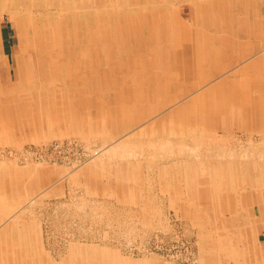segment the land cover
Here are the masks:
<instances>
[{
  "label": "rangeland",
  "instance_id": "rangeland-1",
  "mask_svg": "<svg viewBox=\"0 0 264 264\" xmlns=\"http://www.w3.org/2000/svg\"><path fill=\"white\" fill-rule=\"evenodd\" d=\"M135 16L155 27L167 46L181 28L189 37L207 36L215 48L224 47L222 37H229L233 44L221 52L223 64L237 55L231 50L239 40L245 49L252 47L250 52L264 46V0H0V85L17 82L18 94L32 96L23 107L42 110L35 119L17 118L19 103L0 96V262L12 255L11 264H108L92 252L116 249L128 264H235L220 245H205L203 237L233 239V249L246 258L233 234L244 225L237 212L242 204L237 197L244 192L245 208L259 225L257 246L264 264V189L260 193L243 177L221 193L231 207L221 215L212 200L204 207L196 197L189 207L195 185L186 179L198 173L195 167L186 170L192 161L243 162L258 150L255 157L263 158L264 119L257 113L247 122L241 120L245 114L233 113L205 123L207 132L176 134L172 123L178 113L172 111L199 88H191L196 76L187 78L179 67L191 64V52L165 67L151 52L136 53L146 49L150 34L143 21L131 30L137 34L133 52H107L113 20L123 24ZM244 20L246 28L256 25L258 32L239 34L238 23L245 25ZM90 21L96 24L92 31ZM52 62L59 67H50ZM213 67L202 68L211 78L196 80L201 87L208 84L205 89L236 68ZM166 75L179 82L163 93L162 84H171L164 82ZM135 86H145L147 101L136 103L125 95ZM67 104L73 112L66 120L54 114L45 118V109L64 110ZM9 123L14 125L6 129ZM203 185L218 196L212 182Z\"/></svg>",
  "mask_w": 264,
  "mask_h": 264
},
{
  "label": "bare ground",
  "instance_id": "bare-ground-1",
  "mask_svg": "<svg viewBox=\"0 0 264 264\" xmlns=\"http://www.w3.org/2000/svg\"><path fill=\"white\" fill-rule=\"evenodd\" d=\"M142 21L143 19L138 18V16H135L133 19L127 20L123 24H120L117 20H113L112 27H110L107 31L108 34L109 32H110V35L112 34L111 37L113 36V39L110 37L111 38L110 41L109 40H108L109 42L107 41V44H106L107 52H114V51L115 52H133V49H134L133 40L135 37H137V34L135 33V35L132 36L131 30H137L138 28H140L139 26L143 24ZM149 23L153 24L152 22H149ZM90 24H91L90 29L92 31V28H94L96 24L95 23L92 24L91 21H90ZM104 24H106V22ZM145 24L149 27V32H150L149 37H147V40H146V49L140 50L136 53H139L142 51L151 52V56L155 58V60H158V62L160 63L162 67H165L169 65L172 66L174 60H176L180 54L184 55V54H188L189 52H191L190 54L191 64L186 65L183 62L182 64H180L179 67L183 66L182 68H184V71H185L184 74L187 78L192 75L196 76L195 78L191 79L192 81L191 88L195 86L199 88L197 91H195V93L192 92V94L190 95L191 98L189 99V101L182 102V106L180 107V110L172 111L173 114L178 113L177 121L172 123V125L174 124L173 129L177 131L176 134L179 135L183 131L185 132L189 131V134H190V132L196 131V129H199V128L202 129L204 132L205 131L207 132L206 125H204L205 123H208V122L212 123V120L214 117L218 118L224 115L227 117V115L229 114L232 115L233 113L237 114L238 116L245 114L244 116H247V118L241 117V120L244 119V121H247V122L250 120V119L248 120V118H251L250 117L251 115L255 116L257 113L260 118H264V55L262 54L260 55L254 54L255 56L250 55L247 60L243 59V61H241V58H246V55L248 53V52H242V54H240L239 57L238 55H236L237 58L234 57L233 55L234 59L231 60L228 64H223L221 63L222 60L221 61L219 60L221 59L220 57H223L226 54H222L221 50L224 47H231V45L233 44V41L229 37L228 38L227 36L222 37V45L224 47H221V48L219 47L220 48L219 49V48L213 47L210 43V40L208 42L207 36H204V37L200 36V38H198L197 34H194V36L189 37L190 34H185L184 33L185 30L181 28V30L176 33V36L174 38L175 42H173L171 46H167L165 43L163 44L161 42L160 38H157L155 34L156 28L150 27L147 23ZM136 25L138 26L135 27ZM238 25H240L239 34H242V35L244 33H247L249 30H252L251 28L257 27L256 25L251 26L249 24V28H246L248 26L246 21H245V25H244V22H239ZM175 28H174V31L176 30ZM245 29H247V32L245 31ZM186 33H190V32L186 31ZM241 42L243 43V41H238L237 44H235V46H232V47L237 46L240 49ZM21 50H23V52H26V51L28 52V50L25 49L24 47ZM243 50L245 49L243 48ZM213 51H217V52H214L215 56H212L211 58L207 57L208 56L207 52H213ZM229 56H232V55L229 54ZM2 62L3 61H1L0 59V63ZM54 63L53 62L52 64L50 63V67L51 66H53L52 68L59 67L58 65ZM211 65H214L213 67L214 69L217 67L219 71H221L223 67H229V66H234V65L236 66V68L230 70L231 73L229 76H225L224 79L213 82L212 84L210 83V85L208 86V89H205L208 84L206 85L203 84L201 87L200 81L201 83H203L207 81V79L212 77L209 72L207 73V71L205 72L204 70L206 67L207 68L211 67ZM18 67H20L19 74H21L24 71L23 69L25 67L23 66V64L20 66L18 65ZM162 70H164V68H162ZM162 74L164 75V71L162 72ZM90 80L91 78L89 79V81ZM134 80L139 81L140 79L134 78ZM168 80L171 81V79L167 77L166 75L164 82H167ZM196 80H200L199 83H196L197 82ZM175 82H179V81L172 80L171 84L164 85L166 83H163L162 85L164 87L159 88L160 85H158V88L161 91L162 90L166 91L170 87L176 86V84H174ZM140 87L141 86H137V87L135 86L134 92H132L131 95H127V94L125 95L129 97H133L136 103L139 102L138 99L147 101L148 98L145 95V91L142 89L145 86H143L142 88ZM226 87L228 89H225ZM136 88L138 90H143L142 93L137 91ZM130 90H132V88H130ZM200 90H203V91L199 93L198 91ZM165 91H162V92L165 93ZM253 91H256V92H253ZM0 96H3L4 98L2 99L5 100L6 102L13 103L14 105L15 103H19V106L21 107H19V113L15 114L17 118L24 117V116L25 117L30 116V118L35 119L37 117H40L39 114L40 112H42V110H40L39 108H32L28 106L23 107L25 102L31 101L32 96L26 93L23 94L22 92L18 94L17 82L8 81L7 84L0 85ZM44 99H48V97L45 96ZM168 101L171 102V100H168ZM6 112L8 113V116H9V113H10L9 109ZM44 114H45V118H47V115H53V114L56 118L57 117L61 118L62 109L60 106L56 107L53 110L47 111L45 109ZM1 120L2 119H0V122ZM198 123H202L203 126H199ZM13 125L14 123H9V126H7L6 129L12 128L11 126ZM171 128L172 127H170V129ZM258 153H259V150L258 152L252 151V153L250 154L251 156L249 155L246 158V160L243 161L244 163L237 159H235L232 163L228 161L225 162L226 159L219 160V163H217V165L219 166L217 165L211 166L212 164H208L207 160L202 163L200 162L198 163L195 161H192L191 164L188 163L186 170L187 169L190 170L191 167L192 168L195 167L194 168L195 172L198 170V173L195 176L192 177L189 174V176L186 178L188 183L191 186L195 185V187H193L192 190H190V192L192 193V196L188 197L190 198L189 202L192 199V201L190 202L191 204H189L190 205L189 207L192 208L193 205H195V203L197 202V198H200L201 203L203 204L204 207H208L209 206L208 201L212 200L214 203H216L217 205L216 207L221 209L220 214L223 215V213L227 212L228 208H231V207H230V201H229L230 198L228 199L227 197H224L223 195H221V193H225L226 195L227 192H225V190H227V188L228 189L232 188V186L236 187V184L239 183L240 179H242L245 176H248V179L249 178L251 179L250 181H251L253 189L259 190L260 193L263 192V189H264V157L263 158L261 157V159L256 158L255 155ZM244 156L246 155L244 154ZM196 163H198L199 165H197ZM199 169L201 171L200 176H199V173H200ZM207 182H212L214 184L216 195H218L217 197L211 196V189L203 185L204 183H207ZM199 184H202V187L196 186ZM178 190L180 191V189ZM237 199L239 200L240 204L241 202L243 204V205L241 204V208L238 209L237 212L240 213L242 216H244L243 217V220H244L243 228L247 227V231L244 233L243 228L241 229V231L237 229L236 231H234L233 234H234V238L237 237L238 239L236 240L241 242L242 244L241 250L243 252V256L246 258H244L243 260L242 259L243 257L239 255L238 250L233 249L234 248L232 246V242H234L233 239H230V238L221 239L222 238L221 234H219V237L218 235L217 237L215 236L212 237L210 234L206 235L205 233V236L203 237L204 241L203 240L202 241L205 243V245L209 246L210 244L211 247L220 245L222 249L227 252L228 257H231L232 259L234 258L235 264H255L256 262L258 264H263L261 263V261L263 260L261 257H259V250L257 246V242L258 241L260 242V235L258 234L259 225L255 224V218L252 219L251 217L253 216L249 215L247 208H245L247 204V201H246L247 197L244 194V192H241V193L239 192V197H237ZM203 206L201 205V208ZM224 206L227 207V208L225 207L226 210L224 209ZM194 208L192 209L193 211H191V213H193V216H197V213L194 212L195 211ZM224 227H225V224H223L222 229H226ZM225 234H227V232ZM229 242H230V246L226 245V247H224L225 246L224 244L229 243ZM211 247H208V248H211ZM92 253L95 255L101 254L102 256L101 258L103 259V261L108 264H128L127 262L128 258L125 260L123 255L116 249L115 250L105 249L103 251H100L99 253L98 252H92ZM7 257L2 256L0 264H11L13 261V260L12 261L10 260V258L12 259V255L7 256ZM92 259L95 260L97 258H92Z\"/></svg>",
  "mask_w": 264,
  "mask_h": 264
},
{
  "label": "crops",
  "instance_id": "crops-1",
  "mask_svg": "<svg viewBox=\"0 0 264 264\" xmlns=\"http://www.w3.org/2000/svg\"><path fill=\"white\" fill-rule=\"evenodd\" d=\"M252 26H255V25H252ZM252 30H249L247 33H249V35L251 34L250 32H252L253 31V29L256 31V32H258V29H257V27L256 28H251ZM2 31V30H1ZM0 31V32H1ZM2 35H3V33H2ZM8 36L6 37V39L8 40ZM239 41H241V40H239ZM175 42V41H174ZM245 47H246V45H245V43L243 44L242 42H241V48L239 49V47H235V49L233 50V52H237V55H238V57L240 56V54H242V52H248L247 53V55L246 56H248V55H253V56H255L254 54H257V55H260V54H262V55H264V46L261 48V52H257V53H255V52H250L251 50H252V47L250 46V47H247V49H245ZM226 48V47H225ZM225 48L224 49H222L221 51L222 52H228L227 50H225ZM238 48V49H237ZM243 48L245 49V50H243ZM236 49H237V51H236ZM250 49V50H249ZM220 51V52H221ZM260 51V50H259ZM142 52H146V51H142ZM250 52V53H249ZM231 55H232V52H231ZM235 57H236V54L234 53L233 54ZM256 55V56H257ZM237 58V57H236ZM131 63H133V61H131ZM65 74H66V76H67V71L65 70ZM67 79H68V77H67ZM69 79H71V77H69ZM130 87V86H129ZM253 92H256V91H253ZM62 116L64 115V117H62L63 119H67V114L68 113H70V112H73V108H71L70 106L68 107V104L66 105V107H65V109L64 110H62ZM74 114V116L76 117V119H74L75 121L76 120H78V114H79V112L75 109V112L73 113ZM69 119H70V117H69ZM264 119V118H263ZM70 121H71V119H70ZM78 123V122H77Z\"/></svg>",
  "mask_w": 264,
  "mask_h": 264
}]
</instances>
